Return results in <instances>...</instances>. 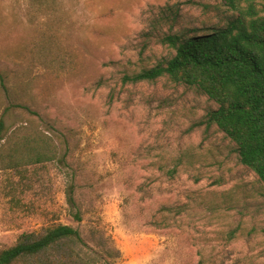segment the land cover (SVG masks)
I'll use <instances>...</instances> for the list:
<instances>
[{
    "label": "rangeland",
    "instance_id": "374dc122",
    "mask_svg": "<svg viewBox=\"0 0 264 264\" xmlns=\"http://www.w3.org/2000/svg\"><path fill=\"white\" fill-rule=\"evenodd\" d=\"M167 8L174 31L231 13L221 0H0V155L23 139L49 149L0 160V249L67 224L118 250L111 264H264V184L207 121L216 103L165 77L123 81L171 55L155 36Z\"/></svg>",
    "mask_w": 264,
    "mask_h": 264
},
{
    "label": "trees",
    "instance_id": "16d2710c",
    "mask_svg": "<svg viewBox=\"0 0 264 264\" xmlns=\"http://www.w3.org/2000/svg\"><path fill=\"white\" fill-rule=\"evenodd\" d=\"M221 1L231 13L223 24L202 31H174L176 9L167 8L159 21L169 28L156 31L155 36L172 50L171 55L124 75L123 81L154 82L165 77L205 94L217 105L207 112V121L235 143L239 161L264 184V0ZM4 127L0 119V142ZM15 144L0 155L1 162L8 166L48 158L46 146L34 148L26 139ZM195 156L188 152L178 157L167 172L173 175L179 168L187 169ZM67 200L75 209L72 217L80 221L72 185ZM118 256V250L112 247L88 245L79 229L57 224L41 233H22L15 244L0 249V264H111Z\"/></svg>",
    "mask_w": 264,
    "mask_h": 264
}]
</instances>
